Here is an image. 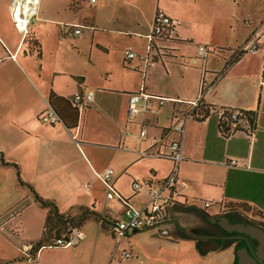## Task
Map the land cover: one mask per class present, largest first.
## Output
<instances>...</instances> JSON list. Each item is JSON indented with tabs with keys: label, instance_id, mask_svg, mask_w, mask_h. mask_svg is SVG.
Instances as JSON below:
<instances>
[{
	"label": "crops",
	"instance_id": "1",
	"mask_svg": "<svg viewBox=\"0 0 264 264\" xmlns=\"http://www.w3.org/2000/svg\"><path fill=\"white\" fill-rule=\"evenodd\" d=\"M9 1L0 0L6 11ZM83 1L87 4L66 0L65 15L61 9L42 17L36 13L30 24L37 19L56 24L34 33L40 55L27 56L39 63L26 57L23 65L17 61L21 77H5L0 84V151L18 164L22 178L38 194L54 199L60 211L81 205L118 219L126 203L106 197L102 171L113 168L115 189L130 205L142 207L148 195L146 190L134 194L132 179L157 181L170 173L172 163L163 159L165 167L160 158L140 157L137 151L153 139L174 137L173 114L184 107L172 101L155 103L151 111L128 121V93L145 88L166 98L198 99L210 112L184 125V158L178 164L168 219L119 240L107 221L90 217L80 226L76 244L31 250L41 236L47 209L16 183L14 167L0 164V264H118L124 250L133 254L126 264H238L233 248L220 247L210 236L218 233L212 219L220 216L219 204L225 200L246 201L264 212V51L245 50L251 33L264 28V0H148L145 19L142 0H114L112 12L90 14L82 10L98 0ZM159 8L176 22L177 38L170 42L175 57L148 67L139 58L126 59L128 46L144 52L145 35ZM75 27L80 31L68 34ZM15 29L20 38L11 57L24 37ZM198 45L216 50L200 58ZM87 91L93 92L91 100L71 102L73 95ZM48 105L62 123L40 120ZM224 109L254 113L252 132L222 135L219 116ZM143 126L147 136L137 140ZM120 152L122 163L115 162ZM139 158L154 160L136 165ZM230 159L236 164L230 165ZM209 200L213 204L204 208ZM33 215L36 223L30 221ZM224 215L231 221L244 218L233 211Z\"/></svg>",
	"mask_w": 264,
	"mask_h": 264
},
{
	"label": "built area",
	"instance_id": "2",
	"mask_svg": "<svg viewBox=\"0 0 264 264\" xmlns=\"http://www.w3.org/2000/svg\"><path fill=\"white\" fill-rule=\"evenodd\" d=\"M22 0H10L7 4L8 10L14 20V24L17 30L21 33H26L29 27L30 20L34 15H31L27 21V28L19 29V22L15 19V12L21 11L20 6ZM92 2L95 0H91ZM19 14V12H18ZM176 22L169 16L164 10L157 9L151 20V27L146 36V43L144 52L138 54L132 47L128 46L124 49V57L126 59L139 58L143 61L146 67L154 65L158 61H163L166 58L175 57V47L170 42L175 41L177 38ZM80 27H75L70 30V34L78 33ZM263 39V42H261ZM262 47V48H261ZM264 51V28L261 31H253L246 43L245 50L249 52H255L259 49ZM216 48L212 45H198V56L204 58L208 52L215 51ZM93 97L92 91H87L83 94H75L71 97L73 104H80L82 99L91 100ZM165 101H172L174 103H181L184 105L180 111H175L172 118L171 129L175 133V136L166 140L164 138L153 139L148 145L142 149H138L140 157H155L160 159L169 160L172 163V169L168 175L157 181H153L152 178L147 180L132 179L131 188L134 194L140 193L142 190H146L148 195L147 202L142 207H134L128 203V199L123 197L114 187V169L111 167L105 168L100 178L106 188V197L112 199L117 197L122 202L126 203V206L116 223L110 228L111 233L116 239H121L130 231H136L144 228L160 225L168 219V206L172 203L175 190L176 172L178 164L183 160L182 154V136L184 132V125L189 119L199 118L197 113L198 99L194 100H178L172 98H166L159 95H154L146 91L145 88H141L138 91L130 92L127 95V110L126 115L128 121H132L134 116L139 112H148L153 109V106H161ZM222 110L219 116L223 114ZM240 113L238 111L230 112V119L232 121L238 120ZM40 120L43 123L49 125H56L62 123V120L56 110L48 105L47 109L40 114ZM236 122L232 123L235 126ZM245 128V127H244ZM249 133V132H248ZM129 134V132H126ZM147 131L146 126L136 134L137 140L146 138ZM75 139V138H74ZM230 165L236 164L234 159H230L228 162ZM86 188L87 184L84 185ZM213 204V201H205L203 203L204 208H208ZM82 236V232L79 227H73L69 232L62 234L60 237L54 239L53 245L55 247H67L76 244ZM133 258V254L130 250H124L120 254L121 262L118 264H126L128 260Z\"/></svg>",
	"mask_w": 264,
	"mask_h": 264
},
{
	"label": "trees",
	"instance_id": "3",
	"mask_svg": "<svg viewBox=\"0 0 264 264\" xmlns=\"http://www.w3.org/2000/svg\"><path fill=\"white\" fill-rule=\"evenodd\" d=\"M27 32L24 34L23 42L26 39ZM28 53H36V56L40 55V43L35 38L32 37ZM72 102V101H71ZM199 102V101H198ZM238 111L240 115L238 120L232 121L230 119V112ZM57 112V111H56ZM210 112V107L204 103L199 102L197 113L199 118L203 119L208 116ZM58 113V112H57ZM60 116V115H59ZM61 118V117H60ZM62 120V119H61ZM236 122L235 126H232V123ZM255 114L250 111H241L236 109H224L222 117L220 118V132L224 136H230L235 131L243 130L246 132H252L254 128ZM245 127V128H244ZM0 164L9 165L14 167L16 175V183L21 186H25L33 195L34 201L41 207L46 208V215L44 219L43 229L41 236L31 245V250L37 251L42 246H54V239L60 237L62 234L69 232L73 227H79L83 222L90 217L99 219L102 222L107 221L110 224V228L116 223L117 219H110L105 214L97 212L87 206L81 205H72L65 211H60L56 201L52 198H45L37 193L33 185L25 181L19 170V166L12 159L7 157L2 151H0ZM220 211H233L242 215L256 217V224L264 229V212L246 201L240 200H225L219 204ZM220 229V228H219ZM227 232L221 229V234H226ZM235 241V240H233ZM225 242V241H223ZM220 247H222V243ZM55 247V246H54ZM237 260V257H236Z\"/></svg>",
	"mask_w": 264,
	"mask_h": 264
},
{
	"label": "rangeland",
	"instance_id": "4",
	"mask_svg": "<svg viewBox=\"0 0 264 264\" xmlns=\"http://www.w3.org/2000/svg\"><path fill=\"white\" fill-rule=\"evenodd\" d=\"M65 1L66 0H38L37 16L41 15V17H42V16H44L43 14L46 12L53 14V13H55L56 10H60V9H61V14H63V15L68 14L69 12L65 13L63 8H62V7H64ZM81 1H82L81 2L82 4H84V5L87 4L86 1L85 2L83 0H81ZM113 1L114 0H98V2L93 4L91 7H89V8L85 7L84 10H82V13L90 14V13H96L97 11L112 12L113 8H114ZM142 1L144 3V7L141 8L140 14L145 19L146 15H147V11H148L147 6H148L149 1L148 0H142ZM57 8H59V9H57ZM8 11H6V9L2 8V6L0 5V38L3 39V41L5 42V44L8 47V49H7L3 45L2 41H0V84L3 82V79L5 77H9V78H12L14 80L19 79L21 77L20 76L21 70L17 66V61L23 65L24 59L26 57V59H30L31 63H34V64L39 63V61L35 60V58H33V56H31V55L27 56L28 50L30 47L29 42L32 41V39H33L32 37H34V33L38 27L39 28H49V29L51 28V29H53L54 25H56V24H52V22L51 23L41 22V21H38V19L34 22V24H30L32 19H33L32 18L30 20L29 27H28V34L26 36L27 40H25L23 42L24 37L20 40V43L18 45L15 56L11 57L10 54L14 50L16 44L18 43L20 36L16 32V29H15L16 26L14 24V20L11 16L10 12L8 14ZM38 23H41V24H38ZM68 34H70V31L68 32ZM69 51H71V50H69ZM35 57H37V56H35ZM155 64H159V62H156ZM140 78L142 81L141 73H140ZM122 155H123L122 152H120L119 156H121V158L119 160H118V158H116L115 162L119 161L122 163L123 162L122 158H124ZM149 160H154V159L139 158L138 163H136V165L140 164L141 161H142L141 164L143 163V165H144V163L146 161H149ZM160 161H163L162 162L163 166L166 167L168 165V162L166 160L160 159ZM125 173H128V169L125 171ZM122 178H123L122 182L125 183L126 182L125 178L124 177H122ZM126 185H127V182L125 183V186ZM103 193L105 195V189L103 190ZM99 194L102 195V189H99ZM225 212H227V211H220L219 215H224ZM36 216H37V212L35 214V217ZM237 217L238 216H233V218L231 217V219L236 220ZM242 217H244V218H242V219L238 218V221L241 220L243 223H253V222L257 223L256 217H252V216L250 217V216H246V215H243ZM36 218H34V215H33V217L30 218L31 223L33 221L36 223ZM215 227H216V230L218 231V233H221V229H219L217 226H215ZM14 236L21 238V235L18 233H14ZM243 244H244V241L240 240V239L235 240V241L227 240V241L222 243V247L230 245L231 248H233L234 252H236V249L239 247H242Z\"/></svg>",
	"mask_w": 264,
	"mask_h": 264
},
{
	"label": "water",
	"instance_id": "5",
	"mask_svg": "<svg viewBox=\"0 0 264 264\" xmlns=\"http://www.w3.org/2000/svg\"><path fill=\"white\" fill-rule=\"evenodd\" d=\"M216 218H213L214 221ZM219 225L227 231L243 233L257 241L255 255L250 254L245 247L236 249L238 264H264V229L253 223L230 222L225 215L218 217ZM215 247L218 243H213Z\"/></svg>",
	"mask_w": 264,
	"mask_h": 264
},
{
	"label": "flooded vegetation",
	"instance_id": "6",
	"mask_svg": "<svg viewBox=\"0 0 264 264\" xmlns=\"http://www.w3.org/2000/svg\"><path fill=\"white\" fill-rule=\"evenodd\" d=\"M218 217L215 219V223L214 224L216 226H218V228L226 231L227 233L226 234L215 233V234L210 236V241L211 240H217V241H220V243H221V242L227 241V240L233 241V240H239L240 239V240L244 241V244L242 245V247H245L250 254L255 255L257 241L255 239L243 234V233H239V232H236V231H227V230H225L224 228H222L219 225ZM229 221L230 222H237V221H231V220H229Z\"/></svg>",
	"mask_w": 264,
	"mask_h": 264
},
{
	"label": "bare ground",
	"instance_id": "7",
	"mask_svg": "<svg viewBox=\"0 0 264 264\" xmlns=\"http://www.w3.org/2000/svg\"><path fill=\"white\" fill-rule=\"evenodd\" d=\"M21 11H16L14 16L15 19L19 22V29L27 28V21L31 15H36L38 10V0H22L20 1ZM19 12V14H18Z\"/></svg>",
	"mask_w": 264,
	"mask_h": 264
}]
</instances>
